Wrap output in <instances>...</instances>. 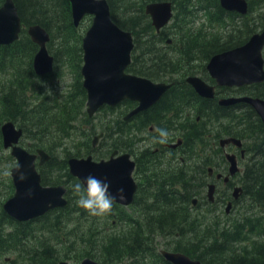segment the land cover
I'll list each match as a JSON object with an SVG mask.
<instances>
[{
	"label": "trees",
	"instance_id": "16d2710c",
	"mask_svg": "<svg viewBox=\"0 0 264 264\" xmlns=\"http://www.w3.org/2000/svg\"><path fill=\"white\" fill-rule=\"evenodd\" d=\"M13 1L20 16L22 28L16 41L10 45L0 46V71L5 72L7 76L0 87V91H4L0 92V106L4 109L9 120L22 123L23 134L40 139L45 138L53 147H56V139L49 137L50 135L46 133V120H50L52 124L60 125L62 121L74 120L77 110L71 116V105L69 103L72 99L58 105H47L45 103L46 100L40 99L34 108L33 106L29 107V104L25 102V93L29 89L33 90V78H36L31 69V58L36 46L26 36L25 27L28 24L35 23L42 26L49 34L50 45H52L54 40L58 39L57 48L51 53L53 56L52 74L56 72L58 62L62 57H66L71 68L75 69L77 75H79L78 70L81 63V36L77 29L79 25L74 27L71 23L68 0ZM106 1L109 5L111 19L122 29L130 31L133 36V60L129 71L145 76L152 81L175 80L173 76L177 74V79L180 83L173 85L165 94L186 96L188 100L193 101L194 103H190L189 111L194 110L195 115L199 117V121L195 122L193 118L188 119L189 125L183 135L187 153V158L185 159L188 164L185 163L181 166L182 172H177L178 174L174 175L173 171L169 169L145 168V176L158 178L157 186L153 190L151 189L153 195L149 198L150 202L143 199V203L146 206L142 207V195L139 193L133 196L131 205L138 211V215L135 212L131 214L121 213L123 207L113 203L111 213L105 217L112 216L110 220L124 224L119 232L121 234L102 238L103 240L98 243V248L91 253L85 252L84 255L90 257L93 255L101 262L111 263L122 262L136 256L144 257V253H146L148 254L147 257L151 258L155 264H170L156 252L155 243H151L152 239L147 235L161 232L167 235L177 234L179 239H183L184 235H186L187 242L186 232L193 230L194 221L196 220L189 214L187 215L189 200L191 196L203 190L206 166L210 164L206 157L199 159L197 154L206 143L209 148H213L210 143L211 138L234 136L243 140L246 152L250 156L248 162L244 164L241 182L244 183L247 196L251 199V202H256L257 206L264 211V131L258 117L249 106L243 104H236L230 107H220L216 104L208 105V102L214 99L198 97L189 85L184 82L185 69L182 67V61H185V58L183 59L184 56H187L188 64L195 57L200 61H204L211 54L232 47L236 43L243 42V40H241V32L234 35L230 33L222 38L200 35L197 30L198 33L194 34L190 28L185 27L189 21L187 19L190 18L194 11L210 10L211 7L208 5L195 7L196 4L191 3L190 0H180L182 7H179L178 10L181 13H175L176 25L174 34H176L175 37L179 43L187 41L188 48L181 45L178 51L176 50L170 54L161 48V43H163L169 32L162 28L158 33H155L147 15L143 12L145 2L157 0H136L132 3H129V0ZM116 1H122L123 5L120 11V19H123L121 22L113 18ZM200 1L197 0V2ZM206 1H209L210 3L208 4H213L217 9L214 12H210V14L220 19L225 12L217 7V4H214L216 0ZM130 6L135 7V9ZM247 6L249 11L250 1H247ZM54 9L59 11L60 18L56 21H60V23L56 24L55 28H52V22L55 21L53 18ZM226 13L232 15L231 12ZM63 31H66V36L59 42L58 37H61ZM249 31L250 29L246 32L248 33ZM200 46L201 52H196L195 49ZM7 83L6 88L5 84ZM248 87H252L254 90L251 89L250 92L246 93L247 95L264 98V83ZM75 88L76 95L81 96L82 100H84L85 92L81 87V83L76 81ZM141 115L143 116V113L138 116ZM138 116L134 118L136 119ZM146 124H148L147 120L143 122L141 128H144ZM211 126L214 127L212 128ZM129 127L130 125L128 126L121 119L105 123L102 132L105 133L107 139L105 136L100 138V140H107L105 154H108L111 149L131 152L138 138L133 129ZM44 147L46 149L52 148L48 143ZM48 154L50 155V153ZM257 155H259L258 159H254ZM66 157H70L69 154ZM66 159L56 164L58 170H64L61 175L55 176L53 179H47L42 172L40 182L46 183L51 180L52 184L64 183L65 180L62 179L64 177L79 183L67 172ZM51 161L52 157L50 156L44 165L49 166ZM138 172L139 170L136 171L137 174ZM65 195L67 203L64 207L52 209L31 221L16 222L5 214H2V216L8 221V224L14 225V229L19 228L24 223L42 219L53 211L67 209L70 206L71 198L67 190ZM134 203L135 206L133 205ZM73 212L79 216V219H89L86 212L79 207L73 209ZM138 216L141 217L142 223L137 220ZM114 217L115 219H113ZM249 217L246 216L240 221L228 222V224L219 227L216 226V223H210V227L215 231L205 238L200 250H176L185 253L191 258L200 260L203 264H264V238L261 241H258L257 238V235L262 234L260 218ZM214 226L216 227L214 228ZM186 227L188 230L185 232ZM68 234H71V232ZM26 235L23 231L19 233H4L2 223H0V254L9 248L22 246ZM249 237H251L252 243L244 248V251L241 250L240 252L236 248V255L228 253L231 243L241 242ZM189 238L191 239L190 236ZM98 239H101V237ZM196 239L191 244L198 246L200 241ZM62 242V240L59 241L61 244ZM90 242L89 244H91ZM56 248V245L43 244L40 248L30 251L25 263L20 261L18 264H57ZM77 254L80 253L77 251L74 258L80 256Z\"/></svg>",
	"mask_w": 264,
	"mask_h": 264
},
{
	"label": "water",
	"instance_id": "95a60500",
	"mask_svg": "<svg viewBox=\"0 0 264 264\" xmlns=\"http://www.w3.org/2000/svg\"><path fill=\"white\" fill-rule=\"evenodd\" d=\"M71 23L74 27L85 15L91 18L89 26L81 37V87L85 92V113L92 117L102 107L119 106L123 100L136 102V106L123 115V121L139 112L146 110L161 97L172 83L155 82L147 77L129 74L124 70L130 63V53L133 49V36L130 31L119 27L110 16L106 0H68ZM218 7L224 12L245 16L248 12L246 0H217ZM170 0L149 1L144 5V14L148 16L155 33L167 25L172 17ZM22 28L20 16L13 0H2L0 3V46L10 45L19 37ZM25 34L36 46L31 58V69L36 77H43L53 71V56L47 51L49 34L39 24H28ZM169 43V39H165ZM264 26L259 32L252 33L241 44L232 46L211 54L205 62V70L212 84L198 76L189 75L184 78L193 92L201 98H216L220 107H230L236 104L249 106L258 117L264 131V98L253 95L237 94L217 97L215 87L240 89L254 84L264 83ZM121 113V112H120ZM119 113V114H120ZM120 116V115H119ZM212 128L214 126H211ZM22 129L16 128L12 121L5 120L0 124L1 144L9 149V154L15 159L10 168L13 193L2 204L5 215L16 222H26L36 219L46 212L62 208L66 205V188L63 185H42L37 166L45 164L50 155L42 148L29 152L20 145L18 140ZM102 137V132L93 135L90 140L94 147ZM180 144L177 141L172 147ZM241 148L242 140L234 136H222L217 139V146L224 151L226 146ZM110 153V154H109ZM109 156L95 160L91 155L83 157L70 156L66 159L67 172L78 182L85 177L93 176L106 182L113 194L117 189H123L124 198L117 197L114 201L127 207L133 201L136 184L132 177L134 161L128 152L110 151ZM244 156V149H240ZM227 162V174L218 172L215 179L226 182L230 175L238 171L235 156L223 152ZM211 174V167L206 169ZM23 174L25 179L18 177ZM241 188L234 187L231 199L237 200ZM214 183L205 185L204 196L207 202L214 200ZM197 199L192 197L193 206ZM231 202L224 205V212L230 210ZM159 255L170 264H203L200 260L191 258L181 251L159 249ZM7 260V259H5ZM57 264H69L60 260ZM78 264H121L120 262H101L84 257Z\"/></svg>",
	"mask_w": 264,
	"mask_h": 264
},
{
	"label": "rangeland",
	"instance_id": "374dc122",
	"mask_svg": "<svg viewBox=\"0 0 264 264\" xmlns=\"http://www.w3.org/2000/svg\"><path fill=\"white\" fill-rule=\"evenodd\" d=\"M134 1L136 0H129V3H132ZM170 1L173 5V15L170 21L163 29L169 32V34H174V27L176 25L175 13H181L178 8L182 7V5L180 0ZM247 1H250L251 6L245 16H239L237 14L235 15V13H232L231 15L225 12L221 15L222 17L220 19H217L210 14V12H214L217 9L214 7L213 4L209 5V1L201 0L200 2H197V0H190L191 3L196 4L195 7L208 5L211 8L210 10L194 11L191 14L190 18L187 19L189 21L185 25V27L190 28L194 34L198 33L197 31H199L200 35H211L219 38L229 35L230 33L234 35L235 33L241 32V40H243L244 42L249 35L255 32H259L264 26V1ZM214 4H217V0L216 3L214 2ZM122 7V1L115 2L113 16L114 20H120V11L122 10ZM131 8L135 9V7ZM53 18L55 19V21L52 22L51 27L55 28L56 24L60 23V21H56L60 18L58 9H54ZM90 21V16L85 15L79 22V27L77 29L81 37L86 28L89 26ZM248 29H250V31L247 33L246 31ZM65 33L66 31H63L61 37H58L59 42L65 38ZM50 42L51 41L49 40V42L47 43V51L51 54L52 51L57 48L56 43L58 42V39L54 40L52 45H50ZM243 42L236 43L233 46H236ZM164 50L171 54L174 49L168 47V49L164 48ZM262 57L264 60V48L262 49ZM206 61L207 60L205 59L203 61V64ZM200 63L201 62L198 61V58L195 57L193 60L190 61L189 64L194 67L193 71H198L200 69ZM189 75H197L202 79L206 80L207 82H211L209 81L205 71L193 72ZM6 77L7 76L5 72L0 71V87L3 85L2 83ZM76 81L81 83L80 74L77 75L76 70L71 68L68 61L66 60V57H62V59L58 62V66L54 74H51L50 76L33 78V90L29 89V91L25 93V102L29 104V107L33 106L34 108L36 106V103H38L40 99L46 100L45 103L47 105H58L67 102L69 99H72V101L69 103L71 105V116H73L74 112L77 110V113L74 115V120L62 121L60 125L52 124L50 120H46V133L47 135H50L49 137L56 139V147H53V145L50 142H47L45 138L40 139L25 134H22L18 140V145H20L29 152H34L36 148H42L46 152L50 153V156L52 157L51 164L49 166H45L44 164L41 166H37V171L39 172L40 176L42 177L41 173L43 172V176H45L47 179H53L55 176L61 175L63 173L64 170H58L56 164L59 161L66 159L67 154H69V156L74 157H83L86 155H91V157L95 160L105 158L107 140H99L94 147H91L90 140L92 139L93 135L102 132V128L104 127L107 121L115 119L117 120L121 118L120 116H118V113L122 111V107L120 106H116L113 108L104 107L101 110H98L92 117H87L84 106L85 100H82L81 96L76 95ZM5 85L7 86L8 83ZM251 89L254 90L252 87H245L244 89L240 90L233 89L232 95L243 93L246 94L250 92ZM72 95L73 97H71ZM5 120L9 119L4 109H2L0 106V124ZM12 122L16 128H21L22 123L20 121ZM136 136L138 138V142L134 145L133 149H135V147L138 145L139 140L142 139L141 135L139 136L137 134ZM217 139L218 138L210 139V143L216 147V149H211L216 151L215 154L217 155V158H210V151L207 143L199 150L197 156L199 159L201 157L208 158L213 164L214 168L221 171L225 169L226 162L223 158L222 150H219L217 148ZM46 143L50 144L52 148L46 149L44 147ZM138 147L139 145L136 147L135 150H137ZM225 150L227 152H230V150H232V147L228 146L225 148ZM258 157L259 155L255 156L254 159H258ZM185 158H187V156ZM192 159L195 160L194 158ZM185 163L188 164L186 159L184 164ZM14 164L15 159L9 154V149H4L2 147L0 136V223H2L4 233H19L20 231H23L27 234L26 236H24L25 239L24 242H22V246H20L19 248H9L7 251L0 254V264H18L20 263V261L25 263L30 251L40 248L43 244L50 246L56 245L57 248L55 251L57 254V261L63 260L67 261L69 264H78L79 261L84 257L99 261V259L94 257L93 255L91 257L85 256L84 253H91L94 249L98 248L99 241H102L107 236L115 234L120 235L121 233L119 232L123 228L124 224L112 222L113 220H110L112 216L93 217L88 215L87 213L86 214L89 217L88 220H84L83 218L79 219V216L73 212V209L77 207V197L75 196L73 191V185L76 184V181L72 179H67L63 177L62 179L65 180L64 183L54 184H52L51 180H48L46 183L41 182L42 185L60 184L66 188L71 198L70 206L67 209L62 211H53L49 213L46 217L36 221L24 223L19 228L14 229L13 224H8V221H6L2 216V214H4L2 211V204L8 197L12 195L13 186L11 183L10 175H5L4 173L5 171L10 172V168L14 166ZM242 165L243 162L241 163L240 167H242ZM136 174V171L132 173L133 179L136 178ZM234 180L239 181V176L235 177ZM217 189L218 191L223 190V185L220 183V181L219 183H217ZM202 193V191L198 193L199 199H201L203 195ZM216 196L218 197L219 203L220 195L217 194ZM189 206L190 205L188 204L187 215L189 214L196 220L194 221L193 230H191V232H186L187 242L185 243L183 242V239L175 238L173 234L167 235L166 233L162 234L161 232H158L157 234H148L147 236L152 239L151 243H155V250H200L203 242L205 241V238L213 234L215 231L210 227V223H216V226L219 227L228 224V222L240 221L246 216L260 218V230L262 231V234L257 235V238L258 241H261L264 238V211L257 206L256 202H251V199H249L246 195L242 196L241 199L235 204L229 215L223 214L222 206L217 209L208 207L203 204L196 209L190 208ZM122 212L125 214H131L132 212H135L136 215H138V211L131 205L123 207L121 213ZM113 219H115V217ZM137 220L142 223L140 216L137 217ZM216 226H214V228ZM15 227L17 226L15 225ZM187 230L188 228L186 227V231ZM69 232H71V234H68ZM189 236L191 237V239L189 238ZM100 237L101 239H98ZM195 239L200 241L198 246L191 244L195 242ZM60 240L63 241L62 244L59 243ZM251 241V237H249L244 241L231 243L230 248H228V253L230 255H236V248L240 252L241 250L244 251V248L251 245ZM89 242L91 244H89ZM77 251L78 253H80L77 255L80 256L78 258H74V255L77 253ZM144 255V257L136 256L129 260H123L120 263L155 264V262L151 258L149 259L147 257L148 254L144 253Z\"/></svg>",
	"mask_w": 264,
	"mask_h": 264
},
{
	"label": "flooded vegetation",
	"instance_id": "af4514ba",
	"mask_svg": "<svg viewBox=\"0 0 264 264\" xmlns=\"http://www.w3.org/2000/svg\"><path fill=\"white\" fill-rule=\"evenodd\" d=\"M1 2H2V0H1ZM145 3H144V5H145ZM144 5H143V12H144ZM171 8L173 11V5L171 6ZM69 14H70V12H69ZM172 15H173V13H172ZM121 20L122 19H120L119 21L121 22ZM174 36H175V34H168V36H166L165 39H169V43L167 44L166 40L164 39L163 43H161V48L162 49H164V48L168 49V46H170V48L174 49L173 52L176 50L178 51V48L181 45H184L185 47L188 48V42L187 41H181L179 43L177 41L176 37H174ZM201 50H202L201 46L195 49L196 52H201ZM183 59L185 60V61H182V67L185 69L184 78L186 76H189V74H191L193 72H198V71H202V70H204L206 72V70L204 68L205 63L203 64V61L198 60L201 62L200 63V69L198 71H193L194 67H192L190 64L187 63V56H184ZM132 60H133V57H132V51H131L130 63L126 67V69L124 70L126 73L134 74V73L129 71V67L132 63ZM52 73H53V71H52ZM51 74H49V75L47 74L46 76H50ZM135 75H138V74H135ZM139 76H142V75H139ZM195 76H197V75H195ZM143 77H145V76H143ZM173 77L175 80H162V81H155V82L172 83L171 87L173 85H178V83H180V82L177 79V74H174ZM207 77H208L209 81H211L210 83L204 79L203 80L209 84H212V80L209 78L208 74H207ZM199 78H201V77H199ZM6 88H7V86H6ZM214 89H215V93H217V97L232 95V90H233V88H229V87H215ZM0 92H4V91H0ZM165 93L161 97H159V99L155 103H153L150 107H148L146 110L137 113L136 115L132 116L131 118H129L126 121H123V119H122L123 115L126 114L128 111H130L132 108H134L137 103L130 101V100H123L120 104V106L122 107V111L120 113L121 121L126 122L128 126L130 125V127L133 129V132L138 134V135H141V138H142L139 140L138 149L135 150L136 147L138 146L137 145L135 147V149H132L131 152H128L131 159L134 161V171L139 170L138 174H136V178L134 179L135 184H136L135 194L140 193L142 195V198H141L142 207L146 206L143 203V199H145L147 202H150L149 198H151L153 195L152 190L155 186H157L156 183L158 182L157 181L158 178H154L152 176H145L144 169L145 168L149 169L151 167L154 169H160V168L169 169V170L173 171L174 175H177L178 174L177 172H182L181 166L184 164L185 157L187 156L185 139H184L183 135L185 133L186 128L189 125L188 119L193 118V120H195V122L199 121V117L197 115H195L194 110L189 111L190 103H194L193 101L188 100V98L186 96L171 95V94L166 95ZM213 99L214 100H211L208 102V105H210V106H212L214 104L217 105L216 98H213ZM142 113H143V116L142 115L138 116L139 114H142ZM136 116H138V118L135 119L134 117H136ZM145 120H147L148 124H146L144 128H141V125H143V122ZM157 128L167 130V132H168L167 143L161 144V143L157 142V137H158V134L156 132ZM102 136H105L104 132L102 133ZM105 138L107 139V136H105ZM177 141H180V144H178L175 147H172L171 145L175 144ZM229 146L232 147V150H230V152H228V153L234 154L238 171H236L233 175H230L226 182H223L221 179H215L214 175L218 172H221L222 175L227 174V162L224 159L226 162L225 169L219 171V170L215 169L213 164L211 163V161L208 158H206V159H208V161L210 163L209 165L206 166V169L208 167H211V174L208 175L207 172H205L204 185H203V190H202L203 195H202L201 199L198 198V196H199L198 194L191 196L190 199L192 197H194L195 199H197V202L193 206H191L192 204L189 201V205L191 204L189 206L190 208L196 209L202 204L208 205L209 207L214 208V209L220 208L222 206L223 214L229 215V213L231 212V210L233 209L235 204L241 199V197L245 196V195L247 196L246 187H244V183L241 182V174H242V170L244 168V164H246L248 162V158L250 155H249V153L246 152L243 140H242V146H241V148L244 149V156L243 157L240 156V149L241 148H237V147H234L231 145H229ZM226 147H228V146H226ZM217 148L219 150L221 149L218 146H217ZM225 148H224V151L221 149L222 153L227 152L225 150ZM213 149H216V147L213 146ZM213 149L209 148L211 159H214L215 157L217 158V155L215 154L216 151ZM113 150H117L118 153L127 152V151H122L119 149H111V151H113ZM109 154H105V157L107 158L109 156ZM242 162H243V165H242V167H240ZM238 176H239V181L238 180L235 181L234 180L235 177H238ZM219 181L223 185L222 191H218V189H217V183H219ZM209 182L214 183V194H213L214 200L212 202H207V200L205 199V196H204L205 185ZM234 187H240L241 188L240 196L237 200L231 199V192H232V189ZM217 194L220 195L219 203H218V197L216 196ZM227 201L231 202V207H230L229 212L226 214L224 212V205L226 204ZM130 205H128V206H130ZM133 205L135 206V203ZM185 232H186V230H185ZM173 236L175 238H177V234H174ZM183 242H186V235H184V237H183ZM173 251H177V250H173ZM156 252L159 254V249L156 250Z\"/></svg>",
	"mask_w": 264,
	"mask_h": 264
},
{
	"label": "clouds",
	"instance_id": "9594fccd",
	"mask_svg": "<svg viewBox=\"0 0 264 264\" xmlns=\"http://www.w3.org/2000/svg\"><path fill=\"white\" fill-rule=\"evenodd\" d=\"M157 142L167 143L168 132L166 129L157 128ZM5 175H11L5 171ZM21 181L25 179L23 174L18 177ZM73 191L77 207L83 209L88 215L93 217H105L112 211V206L117 197L124 198L123 189H117L113 194L109 191V185L93 176L85 177L84 181L73 185Z\"/></svg>",
	"mask_w": 264,
	"mask_h": 264
},
{
	"label": "bare ground",
	"instance_id": "6f19581e",
	"mask_svg": "<svg viewBox=\"0 0 264 264\" xmlns=\"http://www.w3.org/2000/svg\"><path fill=\"white\" fill-rule=\"evenodd\" d=\"M247 1V0H246ZM234 125V124H233Z\"/></svg>",
	"mask_w": 264,
	"mask_h": 264
}]
</instances>
